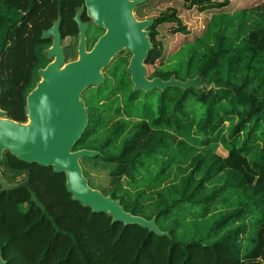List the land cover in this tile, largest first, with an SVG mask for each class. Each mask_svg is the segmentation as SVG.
<instances>
[{
	"label": "trees",
	"instance_id": "16d2710c",
	"mask_svg": "<svg viewBox=\"0 0 264 264\" xmlns=\"http://www.w3.org/2000/svg\"><path fill=\"white\" fill-rule=\"evenodd\" d=\"M162 2L172 0L137 7L139 18L154 11L147 78L197 77L206 89L133 91L122 57L87 90L88 125L74 150L98 152L117 180L128 170V184L117 182L110 197L127 213L155 218L163 234L92 212L72 200L64 173L5 152L7 168L25 172L30 186H0L7 264H264V0H180L181 10L158 11ZM82 5L0 0V108L8 119L26 122V96L49 63L43 33L60 19L61 39L76 37ZM253 11L261 12L256 25ZM183 13L201 17L202 29L191 30ZM81 22H90L85 12ZM165 32L176 39L167 58ZM219 142L225 158L212 147Z\"/></svg>",
	"mask_w": 264,
	"mask_h": 264
},
{
	"label": "water",
	"instance_id": "95a60500",
	"mask_svg": "<svg viewBox=\"0 0 264 264\" xmlns=\"http://www.w3.org/2000/svg\"><path fill=\"white\" fill-rule=\"evenodd\" d=\"M138 4L133 0H83V5L73 18L78 29V58L73 62H64L60 45V19L43 33V39H51V46L45 50L49 63L38 70L39 81L26 96L28 124L8 119L0 108V161L3 153L8 152L20 161L52 167L54 172L65 174L66 189L72 195V200L94 213L103 212L112 216L114 222L139 225L162 235L155 225V218L146 220L127 213L119 201L91 189L79 161L94 158L98 152L74 150L89 120L85 104L80 99L81 94L88 87H98L103 83L102 69L123 51L131 53L126 73L133 91H164L169 87L206 89L197 77L184 82L174 77L168 81L147 78L144 62L151 49L147 29L153 21H139L134 17L133 10ZM84 12L90 22L104 30L90 51L86 50L85 37L89 23L81 22ZM0 186L4 191L22 187L30 190L28 180L10 185L0 177ZM0 264H7L1 253Z\"/></svg>",
	"mask_w": 264,
	"mask_h": 264
},
{
	"label": "rangeland",
	"instance_id": "374dc122",
	"mask_svg": "<svg viewBox=\"0 0 264 264\" xmlns=\"http://www.w3.org/2000/svg\"><path fill=\"white\" fill-rule=\"evenodd\" d=\"M133 1L139 2V4L133 10L134 17L139 21L151 20L150 18L152 17V15H153L152 13H154V11L150 13L151 16H149L148 14H146V16H144L145 12L143 11L142 12V14L144 16L143 18H139L138 14H137V7H139L140 5L145 3L147 0H133ZM168 6H174V7H177L178 9L181 10L180 0H172V2H162L160 4H157L155 7L158 11H161V10H164ZM259 13H261V12L260 11H253L250 13V16H251L250 20L252 21L251 25H254V24L256 25V23L259 22V19H258ZM181 16L185 20V22L187 23V25L190 27L191 30L197 32V31H200L202 29L203 24L201 21L202 20L201 17H195L192 13H183V14H181ZM88 23H89V26H88V29L86 31L85 37H86V50L90 51L91 48L93 47V45L95 44V42L97 41V39L104 33V30L99 29L93 22H88ZM164 36H165V40L168 37H169V40H171L170 35H168V33L165 32ZM171 41L172 42H170L168 45L166 44V47L168 48V50L165 52L164 58L168 57L169 52H173L175 50V48H174L175 46H173V43H176L175 42L176 39L173 38V40H171ZM60 45H61V48L63 51L65 64L77 60V58H78V54H77L78 36L67 37L61 41ZM122 57L126 58L127 61L129 62V59L131 57V53H129L127 51H123V52L117 54L109 62L107 67L102 69L101 73H102L104 79L110 77V69H112V66L114 65V63L118 59H121ZM128 62H127V65H128ZM93 87L95 88L97 86H93ZM93 87L92 86L88 87L81 94L80 99L84 102V104H85L84 97L86 96L87 90L91 89ZM132 89H133V86H132ZM84 107L87 111L86 104ZM114 114H115V112L111 110V112H110L111 117H113ZM87 115H88V111H87ZM117 118H119V117H117ZM26 124H28V123H26ZM228 127H229V123H226L225 124V130ZM223 136H225V134ZM201 138L204 139L205 137L201 136ZM240 141H242V139ZM221 142H219L217 145H213L212 147H213L216 154L225 158L227 156V152L224 149V146L222 145ZM4 156H5V152L3 153V156H2L3 158L0 161V177L10 185H14V184H18L20 182H23L26 173L25 172L16 173V172L9 170L6 166ZM79 165L81 167L82 174H83L84 178L87 180L88 186L91 189L97 190L98 192H100L105 197H110V192L112 191V189H114L115 184H117V182L121 181L123 183V186H126L128 184L127 183L128 170H126L125 173L119 178L120 180H117L115 178V176L113 175V169L115 167L113 165H110V164L103 162L100 159L82 158L79 161ZM21 208L23 210H25L26 205H22ZM219 211H220V208L216 207L210 213L209 217L211 215L213 216L214 214H216ZM192 220H193L192 216L187 213L186 220H185V223L187 224L186 225L187 228H191V229L195 228V225L192 224V222H191ZM200 222H204L203 219H201ZM181 230L182 229H180L178 232L181 233Z\"/></svg>",
	"mask_w": 264,
	"mask_h": 264
}]
</instances>
